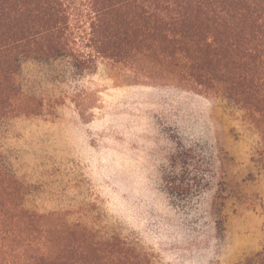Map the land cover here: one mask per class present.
I'll use <instances>...</instances> for the list:
<instances>
[{"label": "rangeland", "instance_id": "rangeland-1", "mask_svg": "<svg viewBox=\"0 0 264 264\" xmlns=\"http://www.w3.org/2000/svg\"><path fill=\"white\" fill-rule=\"evenodd\" d=\"M23 61L40 113L0 121V164L25 207L118 237L154 264H237L264 247V152L226 95L139 57Z\"/></svg>", "mask_w": 264, "mask_h": 264}, {"label": "trees", "instance_id": "trees-1", "mask_svg": "<svg viewBox=\"0 0 264 264\" xmlns=\"http://www.w3.org/2000/svg\"><path fill=\"white\" fill-rule=\"evenodd\" d=\"M139 57L173 68L203 93L244 110L264 152V0H0V121L40 113L23 61H66L79 75L99 60ZM0 164V264H154L118 237L22 203ZM237 264H264V247Z\"/></svg>", "mask_w": 264, "mask_h": 264}]
</instances>
